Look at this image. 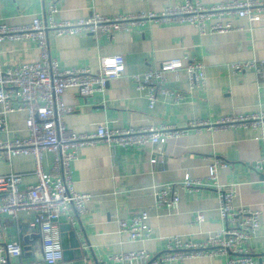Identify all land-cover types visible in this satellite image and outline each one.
<instances>
[{
    "label": "crops",
    "instance_id": "0c3cea01",
    "mask_svg": "<svg viewBox=\"0 0 264 264\" xmlns=\"http://www.w3.org/2000/svg\"><path fill=\"white\" fill-rule=\"evenodd\" d=\"M264 0H199L204 6L232 2ZM184 0H0V23L9 27L31 25L36 18L46 20L50 15L56 22H75L93 14L117 17L128 14L162 12L165 8L181 5ZM50 5L55 12L50 14ZM230 23L232 30L213 33L217 22ZM50 53L61 69L87 67L98 72L100 59L122 55L125 73L108 83L105 93L91 97L68 90L63 99L71 111L65 117L69 131L78 134L96 133L99 125L112 129L126 128H186L190 122L205 120L215 123L226 117L264 113V15L252 23L244 17L211 19L206 33L188 23L158 24L148 22L119 32L113 38L80 33L74 36L48 34ZM2 59L8 66L40 61V49L32 40L6 41L2 44ZM182 60L186 66L193 60L205 67L206 88L191 89L186 70L178 77L166 73L168 87L187 96L180 103L166 95H158L153 108L149 106L147 91L136 88L132 76L160 70L162 64ZM257 62L262 68L235 70L234 66ZM2 106L0 105V117ZM25 111L7 117L10 134L2 133L3 140L29 136ZM264 156V127H240L211 130L191 129L181 138L167 141L163 156L152 163L154 146L117 147L106 142L83 146L71 165L76 192L91 195L87 212L77 215L74 209L60 220V228L70 226L80 247L69 246L64 264H112L114 254L145 250L153 256L166 249L167 237L204 242L222 226L219 195L212 188L187 191L179 186V205L176 209L158 206L157 192L167 184H181L186 175L205 179L214 160L228 163L219 170V181L236 190L234 205L261 212L260 227L245 245L255 262L264 263V174L255 164ZM157 157V156H156ZM43 170L51 173L54 156L43 155ZM36 164L32 156H17L9 164L0 158V176L20 174L22 188L37 183ZM147 211L148 225L153 238L131 242L121 234L119 222L131 215ZM204 222L195 221L197 213ZM6 241H17L23 248L31 247L22 260L27 263L42 257L40 231L27 237L26 228L33 216L21 213L17 219L2 218ZM29 241V242H28ZM229 255L187 259L177 264H227Z\"/></svg>",
    "mask_w": 264,
    "mask_h": 264
},
{
    "label": "built area",
    "instance_id": "2783aa9c",
    "mask_svg": "<svg viewBox=\"0 0 264 264\" xmlns=\"http://www.w3.org/2000/svg\"><path fill=\"white\" fill-rule=\"evenodd\" d=\"M50 14L55 6L50 5ZM264 15V1H245L204 6L199 0H184L176 7H168L162 12H149L121 15L117 17L93 14L91 17L75 22H56L50 15L46 20L36 18L31 25L9 27L0 23V134H10L7 126L8 115L25 111L28 114L26 126L29 136L3 140L0 138V158L7 163L17 156H32L36 164L37 183L22 188L20 174L10 173L0 176V264H64V250L61 242L60 220L69 218L74 209L77 215L87 212V202L91 195L75 191L71 175V165L78 157L83 146L106 142L113 150L117 147L154 146L152 163L168 140L181 138L189 130L209 128L213 130L240 127H264V113L226 117L215 123L205 120L190 122L186 128H126L112 129L107 124L99 125L96 133L78 134L69 131L65 117L71 111L64 95L75 89L80 96L91 97L96 93H105L108 83L125 73V60L122 55L100 59L98 72L87 67L61 69L59 62L52 58L48 34L53 31L57 36H74L89 33L96 37L113 38L116 33L127 32L133 27H141L148 22L158 24L188 23L199 28L205 34L206 25L211 19L224 17H244L252 23H258ZM230 23L217 22L211 28L213 33H225L232 30ZM32 40L40 49L41 59L37 63H20L8 66L2 59V44L6 41L17 42ZM256 68L262 72L257 62L235 65L237 71ZM186 70L191 89L202 91L206 88L205 67L202 62L193 60L186 66L182 60L164 62L160 70L143 75L132 76L136 88L147 91L150 108H153L158 95H166L176 103L183 102L187 96L171 90L165 77L174 73L177 77ZM51 153L54 165L51 173L43 170V155ZM157 156V157H156ZM228 163L214 160L209 167L208 177L194 179L186 175L181 184H167L156 194L158 206L176 209L179 205L177 188L187 191H199L212 188L219 195V212L223 226L204 242L183 240L179 236L167 237L166 249L158 256L145 250L114 254L109 257L112 264H177L178 262L202 257L229 255L227 264H264L255 262L251 250L245 245L257 233L260 227L261 212L245 208H236L234 198L236 190L232 185H223L219 181V170L227 168ZM255 168L264 174V156L255 164ZM21 213L33 216L26 233L32 235L40 231L42 235V257L27 263L22 260L25 251L21 243L6 241L2 218L17 219ZM147 211L137 212L127 220L119 222L121 234H126L131 242L153 238L148 225ZM69 220L75 223L71 217ZM195 221L204 222V215L197 213Z\"/></svg>",
    "mask_w": 264,
    "mask_h": 264
},
{
    "label": "water",
    "instance_id": "95a60500",
    "mask_svg": "<svg viewBox=\"0 0 264 264\" xmlns=\"http://www.w3.org/2000/svg\"><path fill=\"white\" fill-rule=\"evenodd\" d=\"M40 237L41 232H40ZM30 238L35 239L34 235H30L27 237V240H30ZM29 242V241H28ZM61 242H62V246H63V250H64V256H66L67 254V249L69 246L75 247V248H79L80 244L79 241L76 238V235L74 233V231H72L70 229V226H64L61 227ZM25 252L30 251L31 247H25L23 248Z\"/></svg>",
    "mask_w": 264,
    "mask_h": 264
}]
</instances>
